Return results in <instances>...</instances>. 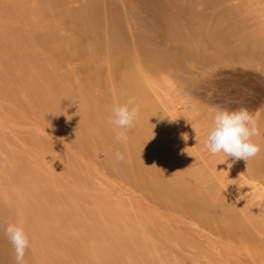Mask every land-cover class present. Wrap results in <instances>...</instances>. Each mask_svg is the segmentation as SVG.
Returning a JSON list of instances; mask_svg holds the SVG:
<instances>
[{"label":"bare ground","instance_id":"6f19581e","mask_svg":"<svg viewBox=\"0 0 264 264\" xmlns=\"http://www.w3.org/2000/svg\"><path fill=\"white\" fill-rule=\"evenodd\" d=\"M251 1L252 0H26L24 2V0H0V108L4 107L5 110H7L6 108H9L11 110V112L9 111L11 115L13 112H15V115L17 114V116H19V119H22L25 124H28V126L29 125L31 126L30 129L33 128V130L35 131L37 130L38 132L40 130L47 131L46 128H51V129L53 128V130L56 131L57 133L63 134L67 137L68 135L69 136L74 135L72 137L76 138L75 143L79 141L78 142L79 144L81 142L83 143L84 141L86 143V141L88 139L90 140L91 138L99 140L102 137L104 138L114 137L113 139V142H114L115 131L113 130V125L108 123V118L110 116V112L108 109L112 105L125 104L127 100L129 99V97H135L136 106L139 107L140 111L138 113L137 119L135 120L134 126L132 128L120 129V131L124 132V139L123 141H120V143L124 144V147L127 146L125 145L126 143L127 144L131 143L134 145V146L132 145L131 146L133 149L135 148V150H136V147L139 148V146H141L142 148L143 145H149L152 143L154 144L157 143L158 145V142H161L162 139H165L162 137H166V133L164 132L165 131L164 124L166 123L167 127L169 125L174 127L173 126L174 123L172 124V120H174L175 122L176 120H178V119L175 120L176 116L179 115V114L177 115V112H178L177 105L180 106L181 104L177 103V101H174L173 99H170L169 96L163 97V98L159 97L160 99H162L163 103L160 102V100L156 97L154 91L151 89L152 84H153L152 82H154L157 78H159L157 74L159 75L160 72L162 73L164 71L162 67L174 65L175 66L174 69L176 70L174 71L176 73H170V75L171 74L173 76L176 75L177 80L180 81V83L189 84L190 86L192 85L193 88L195 87L199 94L195 93L194 95H200V94L201 96L204 95L201 98L206 97L207 95L209 96L208 94L209 91L212 93L213 90L211 86L207 88L208 83L210 85L211 84L218 85V82L220 80L218 81L215 79L216 81L215 80L213 81V78H212V81H211L210 80L211 78L209 79L208 77L215 76L217 78L221 77L222 79L223 78L225 79L226 78L225 76H229V75L233 76V73L227 71V68L229 69L231 65L227 66L226 68L222 67V69L219 70L220 72L218 73L216 72L218 69H216V71H214L216 72L215 75L214 74L211 75L209 73L210 75L209 76L207 75L208 77L203 79L202 76L206 77V74L209 71L207 72L205 71L206 69H204L203 71L206 72L205 75H202L203 71L201 72L202 74L194 73L192 71H188V69H185L186 68L185 64H184L185 66L182 67L183 66L182 64L183 62H185V60L187 61L191 60L195 62L198 61L199 64H202V63L207 64V62H209L207 65H210L215 60H219V62H221V60L237 57L238 55H240V53L242 54V52L244 51L247 52V49L250 48L249 46H250L251 38L254 37V35L253 36L251 35L252 33L250 31V24H249V19H248L249 14L247 18H246V14L250 11H254L253 9L259 6L258 4H255L257 0L256 1L253 0L255 1L254 4H251ZM258 2L262 4V2L264 1L262 0ZM262 10L264 9L261 8V10L258 11V8H256L253 13L255 14L257 12H262ZM256 15H258V13ZM263 20L264 19H262L259 22L264 23ZM35 26L38 27L37 29L38 31L40 29L42 30L41 31L42 33L41 34L39 33L40 35L38 34L40 36L38 40L40 39L41 42L44 41V43L46 42L48 44H51V43L56 44L54 45L55 48H53L54 51L52 52L51 58L43 60V58L40 57L42 58V61L40 59V62L38 61V59L32 60V57H30V59L29 57L28 59H26L23 56V48H22L23 47L22 44H24L23 38L24 37L28 38L29 36L34 37V34L33 35L31 34L34 33L35 30L33 27ZM24 28H25L26 33L30 32L31 34L27 35L26 33H24L26 34V36H23L24 35L23 32H25ZM30 28L31 29L33 28V32H31ZM33 37H31L32 40H36ZM32 40H28L27 42L30 41L29 43H31ZM254 40L259 41L256 39ZM24 41L26 42V40ZM38 44L40 43L38 42ZM46 46L47 45H45V47ZM34 57H36V55H34ZM210 61L212 62L210 63ZM203 64L201 65L202 67L204 66ZM194 67H197V65L193 66V68ZM160 69L163 71H161ZM233 69L235 70V68ZM169 70H170V67L168 71L166 72H170ZM236 71H237V68H236ZM238 71H241V70L238 68ZM238 75L241 76V74H238ZM153 77H155V79H153ZM176 77L174 76V79ZM158 80L160 81L162 79L160 78ZM177 80L175 82H177ZM225 81L226 80L221 81V83L219 82L220 86L215 85L213 89L215 87H221V85L223 86L222 88H224L223 84ZM252 81L254 82V80ZM160 82H163L164 84V80ZM158 86L159 85H157V87ZM183 88H186V87H183ZM187 89L189 88L187 87ZM196 90H194L192 93H194ZM155 91L157 90L155 89ZM188 91H190V89ZM159 93L161 92H158V94ZM212 94L214 95V92ZM249 98H250V103H249L248 109L252 114L254 113L255 115L257 114L258 111H260V109L264 107V94L256 95L255 97H249ZM175 102L177 105H175ZM182 105L185 106L184 104ZM233 107H239V105L237 104V106H233ZM186 111L188 112V110ZM261 112L263 113L257 114V117L255 118L262 132L261 136L255 137V140L258 139L257 141L259 140L264 141V111H261ZM185 113L186 112H183V114H180V118L183 115H185ZM175 124L176 126H178V130L176 126H175V129L179 131L181 128L180 126L181 124L179 125L177 122ZM49 130L50 129H48V131ZM177 131H176V134H177ZM41 133H43V131ZM178 135H184V134L181 132ZM56 136L53 138H56ZM11 138L12 137L8 139H10V141H13L14 137L12 138L13 140ZM68 138L70 140L71 137H68ZM181 138L184 139V137H181ZM175 139L177 141V138ZM107 140H110V139H107ZM15 141L13 143H15ZM70 141H74V140H70ZM36 142L35 143L37 146L41 145L40 147L43 148L44 143L39 144L40 142L38 141ZM93 143L94 142H92V144ZM96 143L97 142H95V144ZM177 143H175V145ZM261 143L264 144V142H261ZM0 144L6 150H12V151H15L16 153L20 152V154H18L16 157H14L15 155H13L12 152H10L7 155V162H10L12 164L11 169L13 168L14 164L16 165V162L19 163L20 173H19V181L17 183L19 188H17V190L15 191L13 190L12 193L10 190L6 203L0 201V264H15L14 249L5 234V229L9 224H13V223L18 224L21 220L23 221L24 230L29 238V247L26 251L23 264H76L75 263L76 261L74 259V250L78 249V244L73 245L71 241V237L69 234L70 232H68V230L71 228L70 226H67L64 228L63 231L58 230L59 224H55V222L58 223L59 221H55V219L53 218V215L59 212L60 210H64L66 215H70L72 214L71 212V210H73L72 208L75 207L79 209V208L87 207V209H89L88 206L90 204L96 207L97 209L99 205L101 206L99 211L96 212L99 215H101L103 211L105 210L107 211L108 209H109L108 212L110 213L112 210L111 214L114 213V215H116L117 212L119 213L122 211L123 212L129 211L131 215L130 214L127 215V223H124L123 221V223L125 224L124 225L125 227L120 228L118 225L113 224L111 226V229H114V231L111 234H114L115 236L127 235V232L132 234V231L131 232L129 231L132 229V228L131 229L129 228L130 225H132L131 223H133L135 226V223L139 222V221L136 222L137 218H135L134 216L135 215L134 213H138V211L140 210V207H138V202H137L138 200L136 198L137 196L130 194V198H131L130 200L132 202L131 201L129 202H131L132 204L129 210L127 209V207H125L124 203L123 204L121 203L122 206L120 204V206L118 207V208H121L119 209V211L118 209L117 211L115 209H110V206L108 207L107 205H110L112 200L111 199L108 200V199L112 198L113 196L109 195L110 192L108 190L110 189L108 188V190H106L107 188L105 187H110L111 182L109 183V180H108L107 182V184L109 183L108 186H106L105 184L104 185L102 184V186H100L101 184H99V181L101 180L105 181V179H103L104 176L102 177L99 175L100 178L102 177V179L98 178L97 179L98 181L95 179V182L97 181L96 184H94V181H93L92 184L94 185H92L91 181L89 180L88 182L87 181L86 182L90 184L85 185L86 179H83L84 180L83 182L81 176L82 175L85 176V173H90V172H87L85 169L86 167L84 165L85 162L80 163L81 161L80 162L76 161L78 158H75L76 160L72 158L74 159L73 161L76 162L77 164L80 163L79 166H77V164L71 163L72 166L76 165L75 172L77 173V176H80V178L76 177L75 176L76 174L74 175L75 177H72V175H70L72 173L70 174L68 173V175L65 174V176L62 177L63 180L61 181L62 182L61 184V182L58 181V180H61V178L57 174H54L55 171L54 172L51 171V172L53 173L54 177L56 176V177H59L60 179L57 180V178H53L52 176H49V174L47 175L48 173L47 171L49 168L47 167L48 166L47 163H45L46 160L44 161V158L46 156L43 158L40 155L41 154L40 152H39L40 153L39 155L38 154L36 155V154H32L30 152L31 150H27L34 156H31L30 154L31 157L30 158L28 157L27 160H25L24 159L25 157L23 156L24 154L22 155V152L20 151V150L24 151L23 149H25V147L23 148L19 147L20 150H18L17 149L18 146H13L15 144L12 145V142H8L7 139H5L1 134H0ZM92 144L89 145V147L94 146V144L93 145ZM165 144L166 142L164 144H161L160 147H162V145L165 146ZM172 144L174 145V143ZM178 144L180 145V143ZM20 145L21 147L23 146L22 144ZM36 145L35 144L29 145V146H32L30 149H32ZM113 145L115 146V144L112 143V145H110L108 148H111L112 146V149H113ZM37 146L35 147L36 149L39 147ZM83 147L86 148V146H83ZM149 147L150 146H148V149ZM168 147H170V145H168ZM179 147L180 149L176 150L177 153L178 151L180 152L181 150V146ZM261 147H263V145ZM141 148L138 150L140 151ZM16 149L19 152H17ZM87 149L89 151L92 150V149H89L88 147ZM114 149H113V153L110 150H109L110 151L109 153H112V155L115 154ZM121 149H124L122 148V145H121ZM133 149H131L132 152L133 151L135 152V150ZM142 149L145 151L144 147ZM158 149L161 150L160 148ZM41 150L42 151L46 150L45 152L48 154L46 148L41 149ZM116 150L121 151L119 150V148L118 149L116 148ZM155 150L157 149H154V151ZM190 150L187 149L188 152H190ZM262 150L264 152V149L261 148V151ZM27 151H24L25 154ZM95 151H97L96 146H95L94 153H92L93 151L92 152L90 151L91 154H93L92 157L94 156ZM144 151H140V152H143L142 154L146 155L148 151H145V152ZM151 151L149 155L151 154ZM157 151H155L156 155L158 153ZM263 152L262 153L260 152L261 157L264 154ZM160 154L157 156L161 157L162 155ZM219 154H218L219 157L218 155H214L213 159L217 160L218 158L220 164L227 163L226 167H230V164H233L232 162L234 161V159L232 157H226L225 155H222V153H219ZM260 154L258 155L260 156ZM19 155H22L23 157ZM149 155H146V156H149ZM156 155L154 156L156 157ZM167 155H165V157ZM187 155H189V153ZM191 155H193V153H191L189 156ZM195 155L196 154H194V157H192V160L197 159L196 161L198 160L201 161L202 158L200 157V155L198 157H200L201 159L196 158ZM28 156H29V153H28ZM131 156L128 157L130 160H132ZM144 156H142L143 162L146 161L144 159ZM149 157H147L146 159L151 160L153 156L151 157L150 155ZM209 157H206V159L207 158L209 159ZM14 158H17L18 160L14 161ZM136 158L138 159L139 156ZM163 158L161 157L158 159L157 158L156 159L152 158V159H155L159 162L160 159L163 160ZM106 159H108V157H106ZM185 159L188 160L187 157ZM112 160H115L114 162H116V159L112 158ZM130 160H128V162ZM169 160L171 159L169 158ZM169 160L167 159V161ZM187 160H185V162H186V165L188 166V164L190 163L187 164ZM202 160H205V159L203 158ZM251 160L252 159L248 161L244 160V162L242 160L241 163H245V164L243 165L240 163L241 165L240 164H238L239 166L237 165L238 167H240V170L239 171L232 170V171H235L233 173L235 174L236 179L234 177V174H233V177H231V178H234V180L224 179L225 182H228V183H225V186L223 185L224 181L221 183L218 181L220 185L223 183L222 186L218 187L217 185L214 187H209L208 189L209 191H211L210 193H208L207 191H204V192L199 191L201 187L200 185H199L200 187L194 186L195 184H198L201 181L200 179V181L197 182L199 178L196 179L195 177H194L195 184H193L192 182L193 184L192 186L187 184L185 186L178 185L177 187H172L171 186L172 184L171 185L169 184L170 186L161 187V185H163L162 184L163 181H160V180H158V182H160L161 184L159 185V187L156 186V188L155 187L153 188V184H150L147 186L145 185L148 188L154 189L155 191L152 190L154 191V193L151 192V189H148L143 186L142 187H143L144 194L142 192L139 193L140 191L139 186L135 187L139 195L142 193L143 196L145 195L148 201L147 203L146 201L145 202L143 201L144 204L143 202L142 204H140L142 201L141 200L139 204L143 206L148 205V207L150 206L152 208L153 206H151L150 204L151 202H152V205H154V202L161 203L163 206L165 205L164 207H167L170 209L169 213L171 212L172 218L174 216L176 217V220H177V216L182 217V220L183 218H187L188 213L186 210L188 209H192L193 212L190 210H188V212L190 211L193 214H195L194 216H196V218H197L196 214L199 213V211L204 212V214H207L208 217L211 218L210 223L213 224V225L209 224L210 226L213 227V229L209 228L208 231L207 229L204 230V231H207L208 234L210 235L212 234L216 236L219 234V232L220 233L221 231L223 232L222 229H224L225 226H222L223 228H220V227H221V224L224 223L225 219L236 223L235 225L236 227H241L240 229L247 231L250 235L256 234L258 233V231L264 233V172L260 171L258 168H257L258 170L254 168L257 171L262 172L263 174L261 173L260 175V173L257 172L259 175L258 177H256V180H254L255 178L252 179L255 175L251 174L252 177H249L251 175L248 173L250 172V170H252L251 169L252 167L250 164ZM258 160L256 159L255 161L254 159L255 163H257ZM262 160L263 159H260V161ZM70 161L72 160L70 159ZM151 161H150L151 163L150 165L152 166L153 163ZM206 161L207 160H205V162ZM209 161L211 160L209 159L206 163L208 164ZM50 162L53 164L52 161ZM145 163L146 162H144V164ZM163 163L167 164L166 159ZM198 163H196V165H198ZM214 163L215 161L213 162V164ZM262 163L264 162L262 161L261 163H257V165L255 164L253 165L254 167H257L258 165H261ZM71 164L69 166H71ZM81 164H83L84 166H81ZM160 164L161 163L159 162V165ZM192 164L195 165L193 161L191 162V165ZM200 164L203 165L204 162L203 163L200 162ZM117 165H120V164H117ZM141 165L143 166V163ZM146 165H148V162ZM217 165H219V163ZM45 166L48 169L46 171L47 173L44 174L43 168H45ZM80 166L83 167L85 170H83V168H81ZM151 166L150 168L148 167L149 170L151 169ZM154 166H156V164ZM237 166L234 165L233 169H235V167L237 168ZM144 167H142L140 172L141 171L143 172V170L148 171L147 170L148 168L143 169ZM162 167L166 168L169 166L166 165V167L165 166H162ZM112 168L114 167L112 166ZM140 168L138 167V169ZM170 168H172V165ZM197 168L198 166L194 168V171L195 169L197 171ZM262 168H263V164H262ZM50 169H49V172H50ZM156 169L157 168H155V170ZM169 169L166 168V170L168 171ZM178 169L179 167L177 168V170ZM127 170H129L128 167L126 168L125 172L121 171L122 173L121 176L123 178H125L124 176H129L128 177V179L130 180L129 183H131L132 181L133 182L138 181V179L135 178L136 174H135V177L133 176L131 178L129 175L131 174V172ZM153 170H150V171H153ZM155 170L154 172H152L154 178H156L154 175L156 173ZM207 170L208 169H206V172L208 173ZM226 170H230V169L227 168ZM59 171L61 172V169ZM64 171L65 170H63L61 174H63ZM150 171H148L147 173L149 174ZM173 171H174V168H173ZM95 172L97 173L99 171H95ZM159 172L161 171L159 170ZM203 172L204 170H202V172L199 171L201 176ZM110 173L112 174V172ZM170 173L171 172L167 174L171 175ZM195 173H198V172H195ZM12 174L13 173H11V175ZM144 174H146V172ZM151 174L150 176H152ZM89 175L91 176L92 174H89ZM137 175H138V172H137ZM179 175L177 174V176ZM204 175L206 176L207 174H204ZM48 176L49 178H47ZM68 176L70 178H68ZM156 176L158 177V175ZM163 176L162 177L165 179V174H163ZM209 176H211V174H209ZM65 177L67 181L64 179ZM139 177H142V176L140 175ZM83 178H86V177H83ZM159 178H156V179H159ZM190 178L192 180V177ZM208 178L209 177L207 175V180L205 181H208ZM182 179L184 180L183 177ZM91 180H94V179L92 178ZM250 180H252L253 182L247 183ZM188 181L190 182V180ZM205 181L204 183H206ZM148 182H149V179H148ZM101 183H104V182H101ZM112 183L115 184V182H112ZM178 183H180L181 185V183L184 184V181L177 182L176 184ZM208 183H211V180ZM133 184L132 186H135L136 182H134ZM149 186H152V187H149ZM204 186H206V184H204ZM203 187H201V189ZM120 188H124V187H120ZM144 189L150 190V193L148 192L146 193ZM202 190H205V188H203ZM89 191H91V194L93 195L96 193L99 194V196L97 197L103 202L101 201L96 202V200H94V202L92 203H95V204H92L91 202L88 203L86 197L89 198L87 195ZM238 191H242L245 194L239 195V196L233 195V193L236 194V192ZM1 193L2 192H0V194ZM67 193H68V196L66 197L68 199L66 198L65 200L64 197L62 198V195H65V194L67 195ZM121 195L123 196L124 194H121ZM126 195L127 194H125V196H123L122 198L124 201L128 199ZM60 198H62V200L65 203H67L68 206L63 207L65 206V203ZM122 199L120 198V201ZM213 199L214 200L217 199L216 201L217 202L219 201V202L216 203V201H214ZM105 200H108V202H106ZM104 201L107 204L106 205L108 207L107 209L105 208L106 206L104 205L105 203ZM100 203L103 204L104 206H102ZM118 205L119 203L116 204V207ZM144 207H142V210ZM148 207H147V210L150 211L151 208L149 207L150 208L149 209ZM86 210H83V211H86ZM161 210L162 209H160V211ZM164 211H167V210H164ZM190 212H189V215H191L190 216V219H191L192 214H190ZM144 213L145 212L142 213L143 217H144ZM153 213L154 214L152 215L156 217L155 213L157 212L153 211ZM158 215L160 217L163 216L162 213L161 215L160 214ZM198 215H200V213ZM249 215L253 218H256L257 220L254 222L256 227L254 226L255 228L253 229L250 226L251 224H249L250 222L249 223L247 222L248 224L246 223V216H249ZM204 216H200V217H204ZM101 217L102 215L99 218ZM152 217L150 216V218L148 217L147 218L153 219L154 217L153 218ZM163 217L165 219V216ZM156 219H159V218H156ZM168 219H170V217H168ZM194 219L195 217L192 218V222L196 221ZM184 222L185 221H183V223ZM167 223H169V220L167 221ZM134 226H133V232L135 234L137 233H138L137 235L144 234V236L146 235L148 238V235H147L148 233H146V230H143L144 228L142 229L140 228L141 227L140 226L139 229L136 230L138 232H136L134 229ZM203 227L208 228V226L206 227L203 226ZM108 228L109 227L107 226L104 229L101 228V231L103 233L108 232L107 231ZM156 229H158V227ZM228 229L229 230L225 231L226 233L225 232L222 233L224 235L219 234L220 236H222L221 238H223V236L225 235L231 237V234L234 235V233L236 232L235 228H231L230 230V228L228 227ZM162 230L160 229L159 231L163 235L165 231L162 232ZM210 231L212 233H210ZM153 232L154 231L152 230V233ZM157 233L158 232L155 231L156 235L159 234ZM196 233L200 236L198 232ZM155 234L153 233L152 236H156ZM208 234L206 236H208ZM162 235H160L161 237L159 236L160 239L163 237ZM164 238L166 237L164 236ZM207 238H210V237L208 236ZM101 239L104 243L106 242L105 241L106 237L104 235H102ZM217 244L218 243H214L215 246ZM214 245H211V246H214ZM211 256L214 258L213 255ZM90 258H92L90 257V255L86 256V259L81 264H92ZM109 262H110V259L106 255H103V256L101 255L97 264H109ZM148 263L149 264H165V261L160 258L154 263H152L151 260H149Z\"/></svg>","mask_w":264,"mask_h":264},{"label":"rangeland","instance_id":"374dc122","mask_svg":"<svg viewBox=\"0 0 264 264\" xmlns=\"http://www.w3.org/2000/svg\"><path fill=\"white\" fill-rule=\"evenodd\" d=\"M25 1L26 0H24V2ZM255 1L252 0L251 1V4H254ZM258 1H262V0H257V2L255 4H258L259 6L255 7V9L258 8V11H260L261 8L264 9V5H263L264 2H262V4H260V2H258ZM255 9H253V10L255 11ZM254 11H250L252 14L250 12H248L246 14V18H247L248 14H249L248 19H249V24H250V31L252 33V34L251 33L250 34L252 36L254 35V37H252L253 39L251 38V41H250V46H249L250 48H248L249 50L247 49V52L249 51L248 53L246 51H244V52H242V54L240 53V55H242V56L238 55L237 57H234V58H228V59H225V60H221L222 63L224 62L226 64H224V63L222 64L221 62H219V60L213 61L214 64L211 63L212 61H210V63H211L210 65H207L209 62H207V64L206 63H204V64L202 63L205 67L204 66L202 67L201 66L202 64H199L198 61L195 62V61H191V60L190 61L189 60L188 61L185 60V62H183V64H182L183 65L182 67H184L186 65L185 66L186 67L185 69H188V71H192L194 73L202 74L201 72L204 69H206L205 71H207V72L209 71L207 74H206L205 71H203V74L202 75H205L206 74V77L205 76H202L203 79L207 78L210 74L211 75H213V74L215 75L216 72L217 73L220 72L219 70H221L222 67L226 68L227 66H230L231 65L229 69L227 68V71L233 73V76L229 75L230 77L229 76H225L226 78L225 79L223 78L224 80H226L224 82V84L222 83L224 85V88H222L223 86L221 85V87H215L213 89V87L215 85L216 86H220L219 82L221 83V81H224L221 77H218V78L215 77V76H214L215 78L213 76L212 77H210V76L208 77L209 79L211 78L210 79L211 81H212V78H213V81L215 79L218 80V81L220 80L219 82L217 81L218 82V85L217 84H215V85L211 84L210 85L209 83L207 85V88H209L211 86V88H212L213 91L211 89L210 90L212 91V93L214 92V95L210 91L208 93L209 96L208 95L207 96L205 95L206 97H203V98H201V97L204 96V95H202V96H201V94L200 95H194L195 93L199 94L198 91L196 90V88L195 87L193 88V86L192 85L190 86L189 84L180 83V81L177 80L176 75H174L176 77L175 79L177 80V82H175L176 80L174 79V76L172 74H171L172 76L170 75V73H176L175 72L176 70L174 69L175 68L174 65L167 66L168 69L170 67V70H169L170 72H166V71H168L167 67H162L164 71L166 69L167 70L164 72L163 70L160 69L164 73L163 72L161 73L159 71L160 72L159 75L157 74V76L159 78H157L154 82H152L153 83L152 84V87H154V88L151 87V89L154 91L156 97L160 100V102H162V99H160V98L169 96L170 99H173L174 101H177V103L181 104L179 106L175 102V105H177V109H178L177 115L179 114L178 115L179 118H180V114H183V112H186L185 115H183L184 117L181 115L182 116L181 117L182 119L181 118L179 119L178 116H176V118H175V120L178 119V120H176V122L179 125L181 124L180 125L181 128H180L179 131H177L178 130V126H176V124H175L176 122L174 120H172V124L174 123L173 124L174 127H172V126L169 125L168 126L169 128H168L167 125H166V123L164 124V127H165V131L164 132L166 133V137H162V138H165V139H162L161 140V142H163V143L158 142V145H157V143H155V144L152 143V144H149V145H143L145 151H148V153H146V155H149L150 151L152 150L155 153L154 154L151 151V154L150 155H151V157L153 156L152 158H155V159L157 158L158 159V158H161V157L163 158L164 157L166 159V163L167 164H164L163 163L165 161L164 158H163V160L160 159V161H159L161 163L160 165H159V162L157 160H155V159H152L151 158L152 161L150 159L149 160L146 159L150 155L149 156H146L145 154H142L143 152H140V151H144L142 149L143 147L142 148H141V146H139V148L136 147V150H135V148L134 149L132 148V146H134V145L131 144V143H129V144L126 143L125 145H127V146L124 147V144L116 141V139L113 142L114 137L113 138L112 137H109V138L102 137L99 140H96L94 138H91L90 139L91 141L88 139L86 141V143L84 141L83 143L81 142L80 144L78 143L79 141L77 140L78 142L77 141L76 142L78 143V145H79L78 146L77 143H75V139L76 138L72 137L74 135H72V136H69L68 135V137H71L70 140H74V141H70L67 136H65L63 134L57 133L56 131L53 130V128L52 129L51 128H46L47 131L46 130H40L41 132L43 131V133H41L40 131L38 132L37 130L35 131V130H33V128L30 129L31 128L30 125L28 126V124H25L22 119H19V116H17V114L15 115V112H13L12 115H11V113H10L11 110L9 108H6L7 110H5L4 107L3 108H0V109H2V110H0V134L5 139H7L8 142H12V145L15 144L13 146H18V148L15 147L18 150H20V148L25 147V149L26 148L27 149L26 150L23 149L24 151L31 150L30 152L32 154H36V155L37 154L39 155L41 153L40 155L43 158L46 156L44 158V161L46 160L45 163H47L48 166L46 164L45 165L49 169L51 168V166H52V168L50 169V172H49V169L45 166V168H43L44 174L48 172L47 175L49 174V176H52L53 178H57V180L61 178V180H58L60 182L63 180L62 177L65 176V174L68 175V173L69 174L72 173V174H70V175H72V177H75L76 176V177L80 178V176H77V173L75 172L76 165H74L75 167L72 166V164H77L73 160L75 158H78L77 160L76 159L75 160L76 161H79V162L81 161L80 163H84L85 162L84 163V165L86 166L85 169H86L87 172H90V173H85L84 172L85 173V176L84 175L81 176L82 177V180L83 179H86L85 180V185L90 184V183H87L89 180L91 181V184H92L93 181H94V184H96L97 181H98L97 179L100 178V176H102V177L104 176L103 179H105V181H103V180L99 181V184H101L100 186H102V184L103 185L105 184L106 186H108L109 183L111 182L112 185L110 184V187H105V188H107L106 190H108V188L110 189V190H108L110 192L109 195H112L113 197L112 198H109V199L107 198V199L108 200L111 199L112 202H113V204L111 202L112 205L111 204L110 205H107L106 202H108V200H105L106 201V202L104 201L105 202L104 203L105 206L106 205L108 207L110 206V209H115L116 211L118 209V211H119V209H121V208H118V207L120 206L121 203L122 204L124 203L125 207H127V209L129 210V208L131 207V204H132L131 203L132 201L130 200L131 199L130 198V194L131 195H134V196H137L136 198L138 200L137 201L138 202V207H140L141 212L139 210L138 213H134L135 214L134 215L135 218H137V221L136 222H138V221L139 222L138 223H135V226H137L138 228L135 227L133 223H131L132 225H130L129 228L130 229L132 228V229L129 230V231L130 232L132 231V234L129 233V232H127V235H121V236H115L114 234H111L114 231V229H111V226L113 224L118 225L120 228L121 227L122 228L125 227L124 226L125 225L124 223H127V215L130 214L129 211H128L129 213L122 211V212H119V213L117 212L116 215H114V213H112L113 214L112 215L111 214L112 210H111L110 213L108 212L109 209L107 211L106 210L105 211L102 210L103 213L100 212V213H102L101 214L102 217L99 218L101 215L97 214L96 212L99 211V209H100L101 206L99 205L98 206V209H97L93 205H90L89 204V206H90V207L88 206L89 209H87V207H85V208L83 207L84 209L83 208H79L78 209V208H75V207L72 208L73 209V210H71L72 214H70V215H66V213H65L64 210H60L59 212H57V213H55L53 215V218L55 219V221H59L58 223L55 222V224H59L58 230H62L63 231L64 228L67 227V226H70V228H71V229L68 230V232H70L69 234H70V237H71V241H72L73 245L78 244V249H75L74 250V259L76 261L75 262L76 264L83 263L84 260L86 259V256H88V255H90V257H92V258H90L92 264H97L98 263V260L101 257V255L102 256L103 255H106L110 259L109 264H149L148 263L149 260H151V262L154 263L155 261H157L160 258L165 261V264H167V263L168 264H170V263L171 264H264V233H262V232H260L258 230H257L258 233L253 234V235H250L247 231H244V230L240 229L241 227H236L235 226L236 223L231 222L230 220L228 221V220L225 219L224 223H222L223 225L221 224V227L220 228H223L222 226H225L224 229L227 227L225 229V231L226 230H229L228 227L230 228V230H231V228H235L236 229V232L234 233L235 236L231 234V237L232 238L229 237V236H227V235H225V236H223V238H221L222 236H220V235H224V234H222V233L225 232L224 229H222L223 232L221 231V233L219 231H217V232H219L220 235L218 233H216V234H218L216 236L215 235H212V234L211 235L208 234L207 231L209 230V228L210 229H213V227L210 226V225H213V224L210 223L211 222L210 221L211 218L208 217L207 214H204V212H200L199 211L200 215H198L199 213L196 214L197 215V218H198V220H197L196 216H194L195 214L192 213L193 212L192 209H188V210L192 211V212L189 211L190 214H192L191 219H190V216L191 215H189L188 210H186L187 213H188V217L187 218H183V220H182V217L177 216V220H176V217L173 216V218H172L171 212L169 213L170 209L167 208V207H164L165 205L163 206L161 203H157V202L155 203L153 201L154 202V205H152V202H151L150 204H151V206H153L152 208L149 206L151 209L148 207V205H146L150 209V211L147 210V207L145 205H144L145 207L143 205H140V204H142L143 201L144 202L146 201V203L148 202L147 201V198L145 197V195L143 196V194H144L143 187H146L147 185H150V184H153V188L154 187L156 188V186L159 187V185H161V184H160V182H158V180L163 181V183L161 182L163 184V185H161V187H163V186H170L171 184H172L171 185L172 187H177L178 185L179 186H185L187 184H189L190 186H192L193 184H195L194 183L195 182V178L196 179L199 178V180L197 182H199L200 179H201V181L199 182L200 184L198 183V184H195L194 186H198V187L201 186V187H203L204 184H206V186L203 187V188H205V190H202L203 188L201 189V187H200L201 190L199 189V191H201V192L207 191L208 193H210L211 191H209V189H208L209 187H214V186H217V185H218V187H220V186H222L223 183L220 185L219 182L221 183L223 181H224V184L223 185L225 186V183H228V182H225L226 179L227 180H229V179L230 180H234V178H231V177H233V174H234L233 172H235V171H232V170H236V171H239L240 170V167H238L239 166L238 164H240L243 159L242 160L240 159L241 161L240 160L239 161L238 160H234L232 162L233 164H230V167L233 165L231 168L230 167H226L227 166V163H225L226 165L224 163H221L220 164L218 158L215 157V158H217V160H214L213 159L214 158L213 157L214 155H211L208 152V150L206 149V147H205V139H206V135H207L208 130L212 127V124H213V115H214L213 109L214 108H216V107H222V108H226L228 110H237L238 108H244L245 107L246 109H248L249 108V103H250V98L249 97H255L256 95H262V94H264V54H263L264 53V49H263L264 48V40H263L264 39V23H260L259 22L262 19H264V10H262L263 13L262 12H257L258 15H256L257 13L254 14L253 13ZM33 28L36 31V33L34 31V33H32V34L30 32L26 33L25 28H24V31L25 32H23V34L24 33H26L27 35H29V34L33 35L34 34V37L33 36H29L28 37L27 36L28 38H26V37L23 38V42H24V44H22V46H23L22 47L23 48V56L26 59H28V57H29V59H30V57H32V60H37L38 59L39 62H40V59L42 61V58H43V60L44 59L51 58L52 52L54 51L53 48H55L54 45H56V44H53V43L48 44L46 42L44 43V41L41 42L40 39H39L40 40L39 41L38 38H40L39 35L42 33L41 32L42 30L40 29L38 31L37 30L38 29L37 26H35ZM33 28L32 29L30 28L31 29V32H33ZM26 34H24L23 36H26ZM31 37H33L36 40H32ZM27 39L28 40H32L31 43H29L30 41L27 42L28 41ZM254 39L259 40V41H255ZM24 40H26L27 43ZM38 42L40 44H38ZM44 44L47 45V46L45 47ZM256 48L257 49L260 48L259 50H261V51L257 50ZM26 52H28V53H26ZM34 55H36V57H34ZM40 57H42V58H40ZM190 62H191V64H190ZM196 65H197V67H194L193 68V66H196ZM231 67L235 68V70L233 68H231ZM236 68H237V71H236ZM238 68L241 71H238ZM216 69H218V70L216 71ZM214 71H216V72H214ZM235 74H236V76L238 74H241V76L238 75L237 78H236ZM157 76H155V77H157ZM155 77H153V79H155ZM172 77H173V79H172ZM160 78L162 80H164V84H163V82H160L162 80H160V81L158 80ZM229 79H231V80H229ZM252 80H254V82ZM226 84H227V86H226ZM157 85H159V86L157 87ZM182 86L183 87H186V88H183ZM163 87H165L166 89L163 88ZM187 87L190 89V91H188L189 89H187ZM155 89L157 91H155ZM185 89H187V90H185ZM194 90H196V91L194 93H192ZM158 92H161V93L158 94ZM185 94H186V96H185ZM175 98L178 99V100H176ZM190 99H191V101H190ZM203 99H204V101H203ZM202 101H203V103H202ZM182 104H184L185 106H183ZM237 104L239 105V107H233V106H237ZM185 109L188 110V112ZM263 109H264V107L262 109H260V111H258L257 114L263 113V112H261V111H264ZM200 113H202V114H200ZM257 114H255L256 115L255 116L254 113H253L254 118L257 117ZM175 126L177 127V130L175 129ZM170 128H172V129H170ZM48 129H50V130L48 131ZM51 130H52V132H51ZM173 130H175V131H173ZM176 131H177V134H176ZM181 132L184 135H178ZM55 136H56V138H53ZM180 136L181 137H184V139L181 138ZM10 137H12V138L14 137V140L11 138L13 141H10V139H8ZM174 137L177 138V141H176V139ZM30 138H31V140H30ZM167 138L170 139V140H168ZM39 139H41V140H39ZM92 139H94L96 141H94ZM107 139H110V140H107ZM252 139H254L253 141L255 143L258 142V144H260L261 146L263 145V147H261V148L264 149V144L261 143V142H264V141H262V140L257 141L258 139L255 140V137H253ZM14 141H15V143H13ZM36 141L40 142L39 144L44 143L43 148L40 147L41 145L40 146L38 145L39 146L38 147L36 145V143H37ZM167 141H169V142H167ZM180 141H182V142H180ZM92 142H94L93 143L94 146H90V147H92V148H90L89 145H91ZM95 142H97V143L95 144ZM165 142H166L167 146L165 144V146L162 145V147H160L161 144H164ZM177 142L180 143V145ZM112 143L115 144V146L113 145V149L115 148L114 149L115 152L117 151L116 148L117 149L119 148V150H121L120 152L126 154V155L125 154L124 155L127 156V157L124 156L123 161H120V162H117L116 161V162H114L115 160H112V158L115 159V154L112 155V153H113L112 146H111V148H108L110 145H112ZM172 143H174V145ZM175 143H177L178 145L177 144L175 145ZM18 144L19 145L22 144L23 146L21 147V145L19 146ZM31 144L32 145L35 144L39 149L37 148L38 149L37 150L35 148L36 146H34L32 149H30L32 146H29V145H31ZM120 144L122 145V148H124L125 150L124 149H121V145ZM155 145H157V146H155ZM168 145H170V147H168ZM83 146H86V148L83 147ZM95 146H96V150L97 151H95V154L92 157L93 154H91V152L93 151L92 153H94ZM148 146H150L149 149H148ZM151 146H152V148H151ZM153 146H154V148H153ZM177 146H178V148H177ZM179 146H181V150H180V152L178 151V153H177L176 150H179L180 149ZM81 147H83V148H81ZM87 147L89 149H92V150H90L91 152L87 149ZM157 147L160 148L161 150H159ZM40 148L41 149H45L46 148L48 154L45 152L46 150L45 151L44 150L42 151ZM130 148L133 149V150H135V152L133 151L134 152L133 153ZM140 148H141V150L139 151L138 149H140ZM171 148H173L174 150L171 149ZM17 149H16V151H17ZM154 149L159 150V151H157V150H155V151L158 152L157 155H159L160 152H161L160 155H162V156L161 157L157 156L156 155V152L154 151ZM162 149H164V150H162ZM167 149H168V151L170 149L171 150L168 152ZM187 149L188 150L191 149L190 152H188ZM109 150L112 153H109L110 152ZM165 150H166V152H165ZM20 151L22 152V155L24 154L23 156L25 157L24 158L25 160H27L28 157L30 158L31 156H34L29 151H27L29 153V156H28V153L27 152H26V154H27L26 155L24 151H22V150H20ZM136 151H137V153H136ZM10 152H12V154L15 155L14 157H16L18 154H20L19 151H17L19 153H16L15 151H12V150H6L0 144V192H2L0 194V201H2L4 203L7 202V197H8V194L10 193V190H11V193H12L13 190L15 191V190H17V188H19L18 187V184H17L18 181H19V173H20L19 163L16 162V165L14 164L13 168L11 169L12 164L10 162H7V155ZM163 152L165 153V155L168 154L167 156L171 160H169V158L167 156L165 157V155H164ZM187 152L189 153V155L191 153H193V155L189 156V155H187L188 154ZM262 152H263V150L261 151V153ZM87 153H88L89 156L87 155ZM107 153H108V155H107ZM132 153H133V155H132ZM30 154H31V156H30ZM137 154H139V155H137ZM153 154L156 155V157ZM178 154H179V156H178ZM194 154H196L195 155L196 158H199V159H201V158L203 159L204 158L207 161L210 159L211 161H209L208 164H207L206 163L207 161L205 162V160H202V159H201V161L200 160L196 161L197 159L195 160L194 158H193L194 160H192V157H194ZM208 154H210V155H208ZM22 155H19V156L23 157ZM199 155H200L201 158L198 157ZM216 155H218V154H216ZM219 155H221V154H219ZM219 155H218V157H219ZM222 155H224V154L222 153ZM105 156L108 157V159H106ZM130 156L132 157L131 158L132 160H130L128 158ZM138 156H139V158L137 159L136 157H138ZM142 156H144V159L146 160V161H144V162H146L145 164L142 161L143 160ZM184 156H185V158L187 157L189 161L187 159H185ZM206 157H209V159L208 158L206 159ZM263 157H264V154H263L262 157H261V154H260V156L257 155L256 158L255 157L254 158H251L252 159L251 162L249 161L250 164H251V167H252L251 169L252 170H250V172L248 174L255 175L252 178V179L255 178L254 180H256V177H258V175H259L257 173V172H259V171H257L258 169L260 171L264 172L263 171L264 170V163H262L263 164V168H262V164L261 165H258L259 167L258 166L257 167H254L253 164L257 165V163H261L262 161L264 162V158ZM72 158H74V159H72ZM92 158L95 159V160H93ZM110 158H111V160H110ZM125 158H127V159H125ZM133 158H134V160H133ZM258 158H259V160H258ZM70 159L73 162L70 161ZM79 159H81V160H79ZM167 159L169 161H167ZM190 159L193 161V163H195V165H196V163L199 162L198 165H196V166H198L197 171H196V169L194 171V168H196V166L193 165V164L191 165V162L192 161ZM254 159H255V161L257 159L258 162L255 163ZM260 159H263V160L260 161ZM17 160H18L17 158H14V161H17ZM125 160H127V161H125ZM128 160H130V161L128 162ZM185 160H187V164L190 163V164H188V166H190V167H188L186 165ZM50 161H52L53 164ZM150 161L153 163L152 166L150 165L151 164ZM214 161H215V163L213 164ZM141 162L143 163V166L141 165L142 164ZM147 162H148V165H146ZM200 162L201 163L204 162V164L202 165V164H200ZM243 162H244V160H243ZM128 163H130L131 165L128 164ZM139 163H141V164H139ZM154 163L156 164L157 167L154 166L155 165ZM171 163H173V164H171ZM218 163H219L220 166L217 165ZM70 164H71L72 167L69 166ZM79 164H77V166H79ZM117 164H120V165H117ZM123 164H124V166H123ZM134 164L135 165L137 164V165L135 166ZM183 164H185V165H183ZM241 164L244 165L245 163H241ZM84 165L81 164V166H84ZM138 165H140V166H138ZM161 165L162 166H165V167H166V165H168L169 167H166L168 169L172 165V168H170L172 170L169 169V171H168V170H166V168L162 167ZM234 165H236V166L238 165L237 168L235 167V169H233L234 168ZM56 166H57V168H56ZM112 166L114 168H112ZM121 166H123V167H121ZM126 166L129 169L127 171H130L131 172V174H129L131 178L133 176L135 177V174H136V177L135 178H137L138 181H134V182H136L135 186H132V184L134 183L133 181L131 182L132 184L129 183L130 182V180L128 179L129 176H124L125 178H123L121 176L122 175L121 171L122 172H125V170L127 168ZM150 166H151V169L150 170H153V168L155 170V168H157L155 170L156 173L154 175H155L156 178L161 177L162 179L161 178H159V179L154 178L153 173H152V172H154V170L153 171H150L149 170ZM223 166H224V168H223ZM87 167H88V169H87ZM107 167H108V169H107ZM138 167L139 168L141 167V168L138 169ZM142 167H144L143 169H147L149 167L147 169L148 171H150L149 174L147 173L148 171H145V170H143V172L144 173L146 172V174H144L142 171H141L142 172V174H141L140 170L142 169ZM178 167H179V169L177 170ZM184 167H185V169H184ZM204 167H205V169H204ZM71 168L73 169V171H72ZM81 168H83V167H81ZM110 168H112V169H110ZM123 168H125V169H123ZM158 168H159V170L161 172H159ZM173 168H174V171L175 170L177 171V172L175 171L176 173L173 171ZM189 168H191V169H189ZM201 168H203V169H201ZM227 168L230 169V170H226ZM254 168H256V169L258 168V169L256 170ZM47 169H48V171H47ZM60 169H61V172L63 170H65L63 174H61V172L59 171ZM85 169L83 168V170H85ZM121 169H123V170H121ZM198 169L201 172H202V170H204V172L202 173V176L199 173ZM206 169H208L207 170L208 173L206 172ZM261 169H263V170H261ZM179 170H180V172H179ZM184 170H186V171H184ZM51 171L52 172L55 171L54 174H57L60 178L59 177H56V176L54 177V175H53V173ZM95 171H99V172L96 173ZM172 171H173L174 174L172 173ZM110 172H112V174ZM137 172H138V175L140 174L142 177H139L140 175L138 176L137 175ZM169 172H171L170 173L171 175H168ZM195 172H198V173H195ZM262 172H259L260 175H261ZM11 173H13L12 174L13 177H12ZM58 173H60V174H58ZM89 174H92L91 176H93V177H91ZM116 174H117V176H116ZM150 174L152 176H150ZM163 174H165V179L163 178L164 177ZM177 174L178 175L180 174L181 176L180 175L177 176ZM204 174H207L208 175V177H209L208 178V181H205V180H207V175L205 176ZM209 174H211L212 177L209 176ZM118 175H120V176H118ZM156 175H158V177ZM252 175L249 176V177H252ZM49 176L47 178H49ZM189 176L192 177V180H191V178ZM83 177H86V178H83ZM94 177H96V178H94ZM102 177L100 179H102ZM182 177L184 178V180L182 179ZM234 177L236 179L235 174H234ZM68 178H70V177L68 176ZM92 178L94 180H91ZM152 178H153V180H152ZM64 179L66 180V177ZM95 179L97 180L96 182H95ZM148 179H149V182H148ZM163 179L165 180V182H164ZM108 180H109V183L107 184ZM125 180H127V181H125ZM131 180H133V179H131ZM166 180H168V181H166ZM188 180H190L191 184H190V182ZM210 180H211V183H208V182H210ZM144 181H146V182H144ZM171 181H172V183H171ZM183 181H184V184H182V183H181V185H180V183L176 184L177 182H183ZM204 181L206 183H204ZM83 182H84V180H83ZM101 182H104V183H101ZM112 182H115V184H113ZM138 182L140 183L141 186L139 185ZM167 182H169V183H167ZM192 182H193V184H192ZM252 182L253 181L250 180L247 183H252ZM142 183H144V184H142ZM165 183H166V185H165ZM61 184H62V182H61ZM94 184H92V185H94ZM207 185H209V186H207ZM138 186H139V189H140L139 193L142 192L143 194L141 193L139 195L138 191L135 189V187H138ZM120 187H124V188H120ZM149 187H152V186H149ZM206 187H207V189H206ZM146 188H148V187H146ZM148 189H151V188H148ZM152 190H154V189H151V192L154 193L155 190L154 191H152ZM93 191H95V190H93ZM89 192L87 193V195H88L89 198L86 197L88 203H90V202L92 203V202H94V200H96V202L101 201L97 197V196H99V194L96 193V194L93 195V194H91V191H89ZM145 192L146 193L147 192L150 193V190H145ZM241 192L242 191H238V192H236L237 195L234 194V193H233V195L239 196V195L245 194V193H243V192L241 193ZM93 193H95V192H93ZM121 194H124L123 196H125V194H127L126 197L128 199H126L124 201L122 199L123 196ZM95 195H96V197H95ZM66 196H68V193H67V195L66 194L65 195H62V198L64 197L65 200H66V198H67ZM108 197H110V196H108ZM62 198H60V199L62 200ZM120 198L122 199L121 201H120ZM216 200H214V201H216ZM129 201H131V202H129ZM140 201H141V203H140ZM101 202H103V201H101ZM144 202H143V204H144ZM218 202L216 201V203H218ZM118 203H119V205L116 207V204H118ZM213 203H215V202H213ZM92 204H95V203H92ZM122 204H121V206H122ZM101 205L104 206L103 204H101ZM66 206H68L67 203H65V206H63V207H66ZM107 206L105 207L106 209L108 208ZM112 206H113V208H112ZM142 207H144L143 210H142ZM82 209L83 210H86L87 209L86 210L87 212L86 211H83ZM160 209H162V210L160 211ZM151 210H153L154 212H157V213H155L156 217L152 215L154 213ZM164 210H167V211H164ZM142 211L145 212L144 213V217H143V214H142L143 212ZM149 213H151V214H149ZM161 213H162L163 216H165V219H164L163 216L160 217L158 215V214L161 215ZM166 214H168L170 216H168ZM201 214H203V215H201ZM157 215H158V217H157ZM150 216L151 217L153 216L154 218L152 217L153 219H148V218H150ZM167 216L170 217V219H168ZM200 216H204V217H200ZM194 217H195L194 220H196V221L195 222L194 221L192 222V218H194ZM156 218H159V219H156ZM166 218L169 220V223H167L168 220ZM208 219H209V221H208ZM123 221H124V223H123ZM183 221H185L187 223H185V222L183 223ZM255 221H257L256 218H253L250 215L249 216H246V223L247 222L248 223L250 222L249 224H251L250 226H251L252 229L256 227L255 226V223H254ZM170 222H172V223H170ZM175 222H176V224H175ZM120 223H121V225H120ZM194 224H196V225H194ZM218 225H220V224H218ZM106 226L109 227L107 229L108 232H104L103 233L101 231V228L104 229ZM133 226H134L135 231L137 229H139L140 226H141L140 228H142V229L144 228L143 230H146V233H148L147 234L148 235V238H147L146 235L144 236V234H142V235H137L138 233L135 234L133 232ZM161 226H162V228H161ZM200 226H202V227H200ZM203 226H205V227L208 226V228H204ZM145 227H146V229H145ZM157 227H158L159 230L160 229L161 230L164 229V230H162V232L165 231L163 233V235H162V233H160V231L158 229H156ZM237 228L240 229V230H238ZM147 229H148L149 232L147 231ZM166 229H168V230H166ZM206 229H207V231H204ZM152 230L154 231L153 232L154 234H155V231H156L160 235L163 236L162 238H164V236L166 238H164V239L161 238L160 239L159 238L160 235L158 233H157L158 235L155 234L157 237L156 236H152L153 235ZM150 231H151V233H150ZM136 232H138V231H136ZM196 232H198L200 234V236H202V237H200ZM210 233H212V232L210 231ZM207 234H208V236L210 238H207L208 237V236H206ZM102 235H104L106 237V240H105L106 242L105 243L101 239ZM151 236H152V238H151ZM202 238H204L206 240H204ZM158 243H159V245H158ZM214 243H218L216 245L217 247L214 245ZM211 245H214L215 247L214 246H211ZM216 249H218V250H216ZM215 251L218 252V253H216ZM129 252H130L131 255L129 254ZM211 255H213L214 258Z\"/></svg>","mask_w":264,"mask_h":264},{"label":"clouds","instance_id":"9594fccd","mask_svg":"<svg viewBox=\"0 0 264 264\" xmlns=\"http://www.w3.org/2000/svg\"><path fill=\"white\" fill-rule=\"evenodd\" d=\"M108 123L113 125L115 139L120 142L124 139V132L120 129H130L134 126L140 111L136 106L135 97H129L125 104H116L109 107ZM213 124L208 130L205 147L212 155L223 153L234 160L245 161L256 157L261 152V145L253 141V137L262 135L253 114L246 108L228 110L216 107L213 109ZM115 159L120 162L124 154L115 152ZM5 234L15 253V264H23L26 251L29 247V238L24 230L23 221L18 224H9Z\"/></svg>","mask_w":264,"mask_h":264}]
</instances>
